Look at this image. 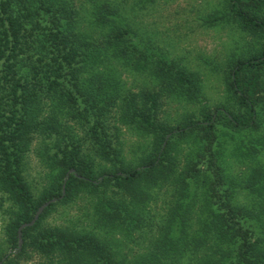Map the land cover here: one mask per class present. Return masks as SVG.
<instances>
[{
    "label": "trees",
    "instance_id": "obj_1",
    "mask_svg": "<svg viewBox=\"0 0 264 264\" xmlns=\"http://www.w3.org/2000/svg\"><path fill=\"white\" fill-rule=\"evenodd\" d=\"M224 1L210 21L235 25L250 44L226 61L224 101L186 112L172 125L159 118L160 92L194 101L199 78L158 58L148 60L158 89L125 91L118 71L136 67L144 54L112 6L91 1V20L82 26L75 0H0V191L15 207L6 226L13 256L28 249L47 264H264V195L251 204L234 202L236 186L264 190V131L258 132L264 124V0ZM128 129L148 141L137 166L123 157ZM34 143L52 177L38 199L24 175ZM229 158L248 162L237 183L226 176ZM162 190L169 196L165 211L155 232L144 230L146 252L130 262L97 233L43 224L54 202L22 229L18 248V227L50 198L66 203L84 191L102 192L96 220L128 237L137 219L153 214L148 202ZM10 262L11 254L0 264Z\"/></svg>",
    "mask_w": 264,
    "mask_h": 264
},
{
    "label": "rangeland",
    "instance_id": "obj_2",
    "mask_svg": "<svg viewBox=\"0 0 264 264\" xmlns=\"http://www.w3.org/2000/svg\"><path fill=\"white\" fill-rule=\"evenodd\" d=\"M91 1L93 0H75L83 9L85 22L81 23L82 26L91 20L87 14L88 9L91 8ZM94 1L97 4L106 3L114 8L116 12L114 19L127 23V28L131 31L132 44L137 47L138 52L144 54L142 61L136 66H141L140 69H136L131 64L118 71L119 81L125 91L134 93L158 89L152 83L148 70L150 65L148 60L153 61L158 58L176 61L199 78L200 97L194 101H183L176 96L165 97L167 95L160 92L162 99L159 118L161 121L174 125L186 112L200 111L207 105L214 106L224 101L227 96L226 61L229 57L245 54L244 51L251 40L244 31L225 20L210 21L211 16L223 10L224 0ZM93 32V35H97L98 29L94 27ZM263 131L264 124L258 132ZM240 136L242 137V134ZM122 139L125 161L132 166H137L149 151L146 136L128 129L125 130ZM36 147L37 144L34 143L27 155L24 175L33 197L38 199L51 186L52 177L48 168L37 157ZM245 160L243 158L242 160L226 159L224 164L227 178L235 180V183H237V177L244 178L248 173V162ZM260 181L263 182L264 179L261 178ZM258 185H248L246 189L236 186L237 193L234 194L236 205L251 204L252 200L261 198L264 190L260 191ZM106 194L109 196L111 191H106ZM163 194L162 190L160 194H157L158 197L148 202L149 212L153 214L137 219L134 225L136 229L128 237H125L122 230L112 229L109 221L96 220L94 203L105 195L102 192L89 194L84 191L66 203L56 200L42 222L45 225L97 233L100 238L110 242L119 257H126L130 262L138 253L146 252L149 246V238L144 230L151 226L155 232L156 226L153 224L158 223L162 217L166 208L164 203H167L169 198L168 196L165 199ZM14 210L15 207L7 194L0 191V259H2L0 263L11 254L10 264H47L45 258L28 249L20 257L13 256L15 250L12 249L6 226Z\"/></svg>",
    "mask_w": 264,
    "mask_h": 264
},
{
    "label": "water",
    "instance_id": "obj_3",
    "mask_svg": "<svg viewBox=\"0 0 264 264\" xmlns=\"http://www.w3.org/2000/svg\"><path fill=\"white\" fill-rule=\"evenodd\" d=\"M164 145V144H163ZM73 170L70 169L67 173H66V176H68L69 173H71ZM65 182H66V179H64V181L62 182V186H61V195L59 196V198H62L64 193H65ZM59 198H51L47 201H45L44 203H42L36 210L33 218L27 222V223H22L18 229H17V239H18V248H20L21 244H22V237H21V232H22V229L24 227H27V226H31L36 220L37 218L39 217L40 213L43 211V209L48 206L50 203L52 202H55L56 200H58Z\"/></svg>",
    "mask_w": 264,
    "mask_h": 264
}]
</instances>
